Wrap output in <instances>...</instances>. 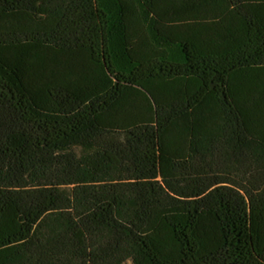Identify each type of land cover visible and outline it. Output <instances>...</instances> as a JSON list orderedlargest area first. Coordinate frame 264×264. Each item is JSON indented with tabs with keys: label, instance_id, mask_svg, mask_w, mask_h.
<instances>
[{
	"label": "trees",
	"instance_id": "obj_1",
	"mask_svg": "<svg viewBox=\"0 0 264 264\" xmlns=\"http://www.w3.org/2000/svg\"><path fill=\"white\" fill-rule=\"evenodd\" d=\"M0 264H264V0H0Z\"/></svg>",
	"mask_w": 264,
	"mask_h": 264
}]
</instances>
